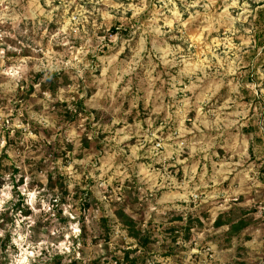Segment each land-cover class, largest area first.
I'll use <instances>...</instances> for the list:
<instances>
[{"label": "rangeland", "instance_id": "1", "mask_svg": "<svg viewBox=\"0 0 264 264\" xmlns=\"http://www.w3.org/2000/svg\"><path fill=\"white\" fill-rule=\"evenodd\" d=\"M126 252L264 264V0H0V264Z\"/></svg>", "mask_w": 264, "mask_h": 264}, {"label": "trees", "instance_id": "2", "mask_svg": "<svg viewBox=\"0 0 264 264\" xmlns=\"http://www.w3.org/2000/svg\"><path fill=\"white\" fill-rule=\"evenodd\" d=\"M36 77H39V76H36ZM58 79L59 78L56 74L49 75L44 80V82L40 84L41 89L53 95L56 91V88L58 87ZM82 105L83 104L80 100H77V102H75L73 111H68L67 113L69 119L76 117V115L84 111ZM121 217H123V215ZM123 224L127 228L129 236L137 241L138 243L137 245L140 248L144 249L149 243V238L146 235H141L138 231H135L134 223L132 222L131 219H125V222H123ZM215 226L216 227L222 226L221 217L217 219V221L215 222ZM245 226H246V222L244 220H240L236 224H231L229 226V233L231 234V233L238 232L241 229H243ZM130 253L131 252H126L124 259L127 261L128 264H137V260L129 259Z\"/></svg>", "mask_w": 264, "mask_h": 264}]
</instances>
